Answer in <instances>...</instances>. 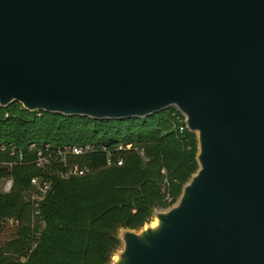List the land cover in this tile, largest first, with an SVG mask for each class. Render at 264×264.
I'll return each instance as SVG.
<instances>
[{
  "label": "water",
  "instance_id": "95a60500",
  "mask_svg": "<svg viewBox=\"0 0 264 264\" xmlns=\"http://www.w3.org/2000/svg\"><path fill=\"white\" fill-rule=\"evenodd\" d=\"M175 109L195 170L106 264H264V0H0V107Z\"/></svg>",
  "mask_w": 264,
  "mask_h": 264
},
{
  "label": "trees",
  "instance_id": "16d2710c",
  "mask_svg": "<svg viewBox=\"0 0 264 264\" xmlns=\"http://www.w3.org/2000/svg\"><path fill=\"white\" fill-rule=\"evenodd\" d=\"M171 109L143 118L95 120L45 112L36 116L15 102L0 107V142L21 155L19 164L0 166V180L9 176L12 181L7 193L0 192V220L15 223V235L0 244V264H106L118 246L116 230L135 229L152 209L171 204L196 168L194 135H176L168 121ZM118 141L135 148L121 154V165L104 167L101 154H89L75 159L90 165L89 173L51 177L39 203L36 233L28 242L30 213L24 193L28 179L38 173L29 161L32 144ZM8 150L0 153V160L16 158L17 152L8 155ZM164 192L171 202L163 200Z\"/></svg>",
  "mask_w": 264,
  "mask_h": 264
},
{
  "label": "built area",
  "instance_id": "2783aa9c",
  "mask_svg": "<svg viewBox=\"0 0 264 264\" xmlns=\"http://www.w3.org/2000/svg\"><path fill=\"white\" fill-rule=\"evenodd\" d=\"M34 115H39V111H33ZM7 116L6 112L2 113V118ZM183 116L175 109L168 112V121L170 122L172 130L176 135L181 136L186 131ZM33 157L29 160L30 163L37 169L38 173L28 179V188L25 190L24 199L29 204L30 227L29 238L30 242L36 233L35 226H37V219L39 216V203L44 194L50 188L51 177L58 179H67L73 176H82L91 171L88 164H80L75 159L89 154H101L102 166L112 167L122 164L121 154L129 149H135L118 141L111 145H104L100 143L82 142V143H65L61 145H52L50 143L32 144ZM8 147V148H7ZM9 149L8 155H12L15 151L12 145L0 142V153L6 152ZM16 158L12 160H0V166L9 168L11 165L19 164L21 162V155L18 150ZM139 155L141 150H137ZM163 173V171L161 170ZM12 185L9 176L3 177L0 180V192L7 193ZM166 185L165 179L162 180L163 192ZM163 200L166 203L171 202V196L164 192Z\"/></svg>",
  "mask_w": 264,
  "mask_h": 264
},
{
  "label": "rangeland",
  "instance_id": "374dc122",
  "mask_svg": "<svg viewBox=\"0 0 264 264\" xmlns=\"http://www.w3.org/2000/svg\"><path fill=\"white\" fill-rule=\"evenodd\" d=\"M15 235V223L11 220H0V244Z\"/></svg>",
  "mask_w": 264,
  "mask_h": 264
}]
</instances>
